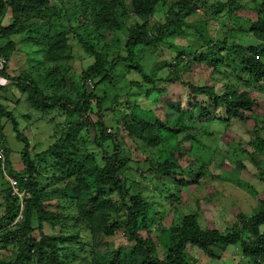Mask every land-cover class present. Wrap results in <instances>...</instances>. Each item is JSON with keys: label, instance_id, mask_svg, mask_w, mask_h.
<instances>
[{"label": "rangeland", "instance_id": "rangeland-1", "mask_svg": "<svg viewBox=\"0 0 264 264\" xmlns=\"http://www.w3.org/2000/svg\"><path fill=\"white\" fill-rule=\"evenodd\" d=\"M135 1L37 0L31 3L27 0L32 11L16 17L12 12V0L0 2V62L6 75L20 80L25 76L33 79L45 97L63 98L75 104L86 90L93 93L100 104L98 108L96 101L90 99L89 107L79 116L70 115L58 105L39 111L31 97L22 94L15 82L4 80L5 86L0 87V104L4 106L0 105V136L10 155L18 154L15 168L19 166L21 170H17L16 176L33 178L44 209L55 211V206L64 207L55 211L57 215L63 214L60 220L66 219L64 225L44 224L42 233L65 241V253L69 256L71 252L76 253L65 264H92L94 258L99 259L98 254L117 250L121 258H128L127 261L138 255V246L131 236L133 229L127 225L124 210V206L131 205L130 201L119 196L102 174L113 146L100 141L99 115L104 117L105 133L116 139L121 151L123 168L118 177L124 191L142 195L147 200V228L138 234L147 241L148 247L154 248L153 255L164 257L165 250L158 239L161 231L179 226L184 216L194 214L202 229L226 232L240 215L248 219L258 215L264 199V182L257 174L259 169L264 170V156L257 159V164L251 157L258 135L254 132L255 125L262 127L258 136L264 140L263 85L252 88L255 106L252 115L243 123L225 119L220 109L216 113L225 123L186 119L188 139L183 142L182 150L176 138L164 142L156 138L149 146L133 139L122 127L124 121L152 117L164 123L172 121L170 126H173L181 105L186 103L184 96L189 95L183 83L196 87L214 86L219 92L224 77L235 82L231 65H222L219 76L223 78L214 80L217 74L205 63H200L207 59L208 48L216 43L220 31L221 35L223 32L232 35L230 31H235L227 41L264 49V43L253 40L251 33L246 31L249 24L260 22L264 26V0H231L236 9L234 15L218 17L221 20L217 23H214L215 16L208 24L202 23L200 17L206 15L205 11L213 12L210 2L224 1L228 5L229 0H191L192 11L197 16L191 17L189 22L193 23L195 31L185 28L186 36L171 37L163 47L135 48L138 63L154 81L153 89L149 85L139 86L143 80L134 71H128L125 64H119L117 72L112 74L115 75L109 78L104 75L84 78L86 68L95 62L92 52L101 57L103 68H109L113 57L127 56L125 43L131 30L146 23L151 34L152 29L163 22L165 4L168 2L172 6L179 0H161L164 5L160 2L149 17L134 10ZM235 33H245L246 39ZM254 35L259 39V34ZM260 36L264 37V33ZM175 48L186 56L176 61V67L172 68L169 58ZM188 49L194 53H189ZM212 52L216 55L215 50ZM196 54L203 56L200 63L194 61L198 57ZM147 90L153 91L148 97ZM240 90L245 89L240 86ZM24 149L33 169L28 170L27 158L22 159ZM174 156L182 176L157 182L153 165ZM202 164H205V176L198 177L199 182L194 183ZM187 182L192 183L187 185ZM4 185L0 176V217L3 215ZM67 205L75 206L79 212H71L66 209ZM88 215L94 219L93 225ZM114 223L119 226L118 230L111 237L102 238L105 226ZM92 229H97L94 238L90 237ZM34 236L38 238V233ZM1 247L0 243V261H12L15 258L13 249L7 251ZM188 251L198 264H251L234 247L218 250L214 254L218 256L216 259L199 254L190 246Z\"/></svg>", "mask_w": 264, "mask_h": 264}, {"label": "trees", "instance_id": "trees-1", "mask_svg": "<svg viewBox=\"0 0 264 264\" xmlns=\"http://www.w3.org/2000/svg\"><path fill=\"white\" fill-rule=\"evenodd\" d=\"M29 1L32 3L37 0ZM234 1L229 0L228 5H226L224 1H214L212 4L210 2L209 7L212 8L213 12L207 13L205 11L204 13L206 15L200 17V19L203 20L202 23L208 24L215 16L217 18L214 23H217L221 20L219 18H223L224 16L229 15L232 17L236 12L233 6ZM0 2H2V0H0ZM160 2L161 0H136L134 2V10L145 17H149L153 14L156 6ZM161 3L163 4V2ZM192 3L191 0H179L171 6V4L169 5L167 2L165 4V6H167L163 15V22L152 29L151 34L147 31L146 23L140 26L137 25L138 27L129 32L125 43L127 56L125 58L113 57L109 68H103L101 57L96 52H92L95 62L86 68L84 71V78H95L99 75H104L109 78V76L117 72V66L119 64H125L128 71H134L143 80L139 86L149 85L150 88L153 89L152 84L154 81L144 73L141 64L138 63L139 56L137 51L135 52V48L140 46L145 48H154L155 46L163 47L171 37H177L179 34H181V36H186V33L184 34L183 32L185 28L195 31L193 23L189 22L191 17L197 16V14L192 11ZM11 4L14 17L22 14L27 15V13L32 11L28 6L27 0H12ZM14 17L13 19H15ZM246 31L251 33L250 38L264 43V37L260 36L261 32L264 33V26L262 23L249 24ZM230 32H232L233 35L235 31L231 30ZM255 33L259 34V39L255 37ZM226 34L227 32H223V35H221L220 31L218 38H216V43L211 44L212 46L208 48L210 54L205 61L200 63L203 56H198L197 54L196 56L198 57H195L194 61H196V63L198 61L200 65L205 63L207 67L211 68L213 73L217 74L214 80L218 79V77L223 78V75L220 74L219 76L220 67L222 65H231L233 72L232 76L235 82L224 77V79L220 81L218 87L220 90L219 92H216L214 86L196 87L191 84L183 83V85L189 89V95L187 98L184 96L186 103L185 105H181L180 112H178L173 126H170L172 121L164 123L160 119L158 120L153 117L148 119H130V122L124 121L122 124L123 129L129 136L149 146V142L156 138L157 140L161 139L160 142L176 138L179 141L178 148L182 150L183 142L188 139L189 127L187 126L186 119L195 118L198 122L216 120L218 123H225V119H236L242 123L247 121V116L252 115L253 107L255 106V101L252 99V88L255 89L256 85L259 87L264 86V49L260 50L258 47H246L242 44H235L233 41H227L228 37L232 35ZM235 35L241 39H246L247 36L245 33H235ZM202 38L206 39L207 36H202ZM212 50H215L216 55H213ZM177 52H179V54ZM188 52L194 53L191 49H188ZM183 54L181 51H178V48L173 49L172 56L169 58V63L172 68L176 67V61L180 59L183 60L186 56ZM0 78L15 82L22 94L27 93V95L31 97L33 104H35V108H38L39 111H44L46 107L58 105L61 109L68 111L70 115L79 116L89 107L90 99H94L97 107L100 108L99 100L93 93H88L86 90H84L81 98L75 104H71L68 100L63 98L45 97L38 90L33 79L26 76L23 80L16 77H8L3 65L0 70ZM240 86L245 90H240ZM152 92V90H147L146 96H150ZM36 103L42 107H38ZM217 109L223 110V117H225V119L216 113ZM0 117H2L1 113ZM255 127L256 130L254 129V132L259 135L262 127L256 125L254 128ZM98 128L100 131V141L102 143L110 142L113 146V153L105 164L102 174H104V180L110 184L111 188L117 190L119 196L127 197L130 201L131 205L127 207L124 206V210L126 213L127 225L133 229L131 236L138 246V255L132 260L127 261L128 258H121L119 250H117L111 254H98L99 259L94 258L92 264H198L196 258L189 253V246L195 248L199 254L213 259L218 257L214 256L215 252L218 250L224 251L228 247H234L238 249L243 255V258L248 260L251 264H264V199L261 200V210L258 215L251 216L249 219L246 215H244L245 217L240 215L239 218L235 220L236 223L233 227L226 232H220L216 229H202L194 214L184 216L179 226H171L165 230L166 232L164 230L161 231V236L158 239L165 250L164 257L159 258L153 255V251L151 250L154 248L148 247L149 244L147 241L138 234L139 231L147 228V200L142 195L128 194L124 191L125 187L118 177L123 168V162L120 157L121 151L116 139L105 133L106 127L102 115H99L98 118ZM258 135L254 140L255 150L251 154L255 164H257L258 158L264 156V140ZM0 149H2L4 153V166L2 170L0 167V176L5 183L4 189L2 190L4 191V203L3 215L0 217V243L2 249L7 251L13 249L15 253V258L12 261L7 263L0 261V264H31L32 262L65 264V262L71 259L76 253L71 252L69 256V253H65V241L61 238L58 239L57 236L45 235L42 233L44 224L50 227L64 225V220L66 219L60 220L63 214L57 215L55 212L58 208L64 207L60 205L58 207L55 206V211L46 210L47 207L44 209L43 205H41L40 193L37 191L33 178L28 176H16L17 171L13 169L10 162L11 160H9L10 152L2 145L1 136ZM25 152L26 150L24 149L21 154L22 159L27 158V169H33L28 160V154ZM204 167L205 164H202L201 171L196 176L194 183L199 182L198 177L201 178L205 176ZM153 169L156 173L157 182L160 181V183H162L165 178L172 176L175 178L183 174L175 156L161 162L157 166L153 165ZM2 171L6 172L9 177L16 179L19 191H24L28 195L27 198L23 199V211L21 218L17 222H15V219L20 211L19 200L11 195L9 183L4 178ZM257 174L260 180L264 182V170L262 168L259 169ZM190 183L192 182H187L186 184L190 185ZM90 194L92 195V201H95L96 199L93 196V191H90ZM67 208L70 209L71 212H79L75 206L67 205L66 209ZM88 217L89 223L93 225L94 219L89 215ZM142 222L144 225H142ZM118 228L119 226L116 223L105 226L102 238L111 237ZM261 228H263V231ZM96 231L97 229H92L90 231V237L94 238ZM34 233H38V238L34 236ZM71 240L73 241V239ZM75 243L79 244L78 241H75ZM85 244L89 246L88 243L85 242Z\"/></svg>", "mask_w": 264, "mask_h": 264}, {"label": "built area", "instance_id": "built-area-1", "mask_svg": "<svg viewBox=\"0 0 264 264\" xmlns=\"http://www.w3.org/2000/svg\"><path fill=\"white\" fill-rule=\"evenodd\" d=\"M1 69H2V64L0 62V70ZM3 166H4V153H3L2 149H0V167H1V170L3 169ZM2 173H3V176L6 179V181L9 183V187L11 189V195L15 196L19 200L18 203H19L20 211L17 214L16 219H15V222H17L21 218V214L23 211V199L27 198L28 195L24 191H21V192L19 191L18 182L16 179H14L13 177H9L7 175V173L4 171H2Z\"/></svg>", "mask_w": 264, "mask_h": 264}, {"label": "crops", "instance_id": "crops-1", "mask_svg": "<svg viewBox=\"0 0 264 264\" xmlns=\"http://www.w3.org/2000/svg\"><path fill=\"white\" fill-rule=\"evenodd\" d=\"M1 81H2V82H1ZM3 81H4V80L0 78V87H1V86H2V87L5 86V83H3ZM0 90H1V89H0ZM8 112H10V111H8ZM13 114H17V113L14 112ZM13 116H14V115H13ZM14 117H15V116H14ZM9 156H10V157H9V160H11V162L13 161V164H12V165H13V168H14L16 171H17V170H18V171L21 170V169L19 168V166H18L17 169L15 168V166L18 165V163L16 162V161H17V160H16L17 158H16L15 156H18V154H16V153H11V155H9Z\"/></svg>", "mask_w": 264, "mask_h": 264}, {"label": "clouds", "instance_id": "clouds-1", "mask_svg": "<svg viewBox=\"0 0 264 264\" xmlns=\"http://www.w3.org/2000/svg\"><path fill=\"white\" fill-rule=\"evenodd\" d=\"M15 223V222H14Z\"/></svg>", "mask_w": 264, "mask_h": 264}]
</instances>
